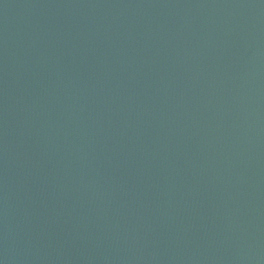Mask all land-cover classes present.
Returning <instances> with one entry per match:
<instances>
[{"label": "water", "instance_id": "95a60500", "mask_svg": "<svg viewBox=\"0 0 264 264\" xmlns=\"http://www.w3.org/2000/svg\"><path fill=\"white\" fill-rule=\"evenodd\" d=\"M0 264H264V0H0Z\"/></svg>", "mask_w": 264, "mask_h": 264}]
</instances>
